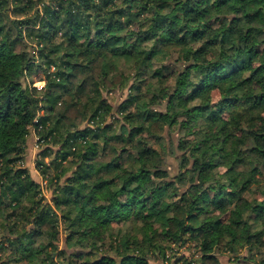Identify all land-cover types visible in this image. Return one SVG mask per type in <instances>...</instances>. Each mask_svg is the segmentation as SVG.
Masks as SVG:
<instances>
[{"label":"trees","instance_id":"16d2710c","mask_svg":"<svg viewBox=\"0 0 264 264\" xmlns=\"http://www.w3.org/2000/svg\"><path fill=\"white\" fill-rule=\"evenodd\" d=\"M173 51L175 73L154 68ZM121 59L137 82L114 128L104 91L126 83ZM150 73L174 83L146 82L147 100ZM166 127L184 132L172 178L150 140ZM33 132L50 201L24 164ZM262 166L264 0H0V264H177L163 242L188 240L198 264H221L219 250L264 244V191L244 197ZM130 219L141 238L114 234Z\"/></svg>","mask_w":264,"mask_h":264},{"label":"rangeland","instance_id":"374dc122","mask_svg":"<svg viewBox=\"0 0 264 264\" xmlns=\"http://www.w3.org/2000/svg\"><path fill=\"white\" fill-rule=\"evenodd\" d=\"M180 52L173 51V52H166L165 54H161L158 58L155 59L153 66L154 68H158L162 65L167 66V68H164L165 74H168L169 72L175 73L183 64L182 56H180ZM135 63L134 61H126L124 59H121L118 61V71L123 73L126 77V83L122 86H116L113 90H105L104 96L107 98V100L112 104L113 111L108 114L106 117L107 121H113V127L117 128V124L120 125L123 124V117L121 116L122 113L125 112L126 107L122 104L124 100L129 98V92L131 91V86L137 82V79L134 77L135 73ZM28 79L35 81L36 84H43L44 85V78H45V72L43 71L42 66L39 67L38 65H35L34 61L30 62V65L27 69ZM140 82H143L142 90L145 92L147 90L146 84H154L155 89L159 91L163 87L170 86L174 83L173 77H168L165 79L161 78H153V74H146L143 79H140ZM147 82V83H146ZM146 83V84H145ZM146 92H150L146 91ZM153 90L146 96L147 100H150L152 97ZM166 103V98L163 100L162 105L158 107H164ZM153 104V103H151ZM156 106V105H154ZM133 108L135 106H132ZM226 114V113H225ZM119 121V122H117ZM185 124H187L185 122ZM182 133L178 130V128H169L166 127L165 131L163 133V138L161 139H150L151 144L162 150L164 153V157L166 158V167L170 171L171 178L176 175L180 169V159L182 152L178 148V139L179 136L182 135ZM36 134L31 135L29 138L28 143V154H26L24 159V164L30 169L33 178L41 182L45 188H44V195L46 200L50 201L51 197L53 196V191L47 186L48 180H43L42 176L40 175L39 169H38V160L39 155H37L38 152V145H37V139ZM172 138L176 141V143L172 142ZM173 149L176 150V153L173 154ZM40 150V149H39ZM46 160H49L46 158ZM260 182L258 185L255 186L251 192H245L244 197H247L250 200L256 199H262L263 198V191H264V166L261 167V172L259 174ZM216 214L221 217L222 219L228 218V214L220 213L219 211H216ZM143 224L142 221L138 220H126L124 222H116L114 223V234L121 230L124 232H129L132 234H135L134 236L137 238H141L142 233L139 232L140 225ZM67 237L66 232L61 233V239L60 245L63 247L65 246V239ZM112 239L108 237L105 243V248L110 254H115V251L113 249H110V244L112 243ZM195 243L193 241L188 240L186 243H174L172 242V245L169 242H163V245L166 247L167 255L172 258V262L175 263L177 261V264H183L187 260H191L190 264H198V258L200 256L199 250L195 248ZM171 246V247H170ZM260 248L253 247L252 250H250V245H244L242 247H239L238 251L234 253L230 250H219L217 252L219 256V260L221 264H261V258L264 257V244L259 245ZM76 248H71L70 251H74ZM237 256H240V260H237ZM150 263L151 264H167L166 261H163L160 253L158 255L151 254L150 255ZM236 259V260H235Z\"/></svg>","mask_w":264,"mask_h":264},{"label":"built area","instance_id":"2783aa9c","mask_svg":"<svg viewBox=\"0 0 264 264\" xmlns=\"http://www.w3.org/2000/svg\"><path fill=\"white\" fill-rule=\"evenodd\" d=\"M37 85H38L39 88H42V87H43V84H41V85H40V84H37ZM33 133L35 134V132H33ZM38 138H39V137L36 136L37 141H38ZM37 145H38V143H37ZM38 147H39V145H38Z\"/></svg>","mask_w":264,"mask_h":264}]
</instances>
